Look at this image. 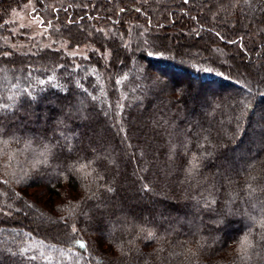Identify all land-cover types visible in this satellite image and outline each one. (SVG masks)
I'll return each instance as SVG.
<instances>
[{"label": "trees", "instance_id": "1", "mask_svg": "<svg viewBox=\"0 0 264 264\" xmlns=\"http://www.w3.org/2000/svg\"><path fill=\"white\" fill-rule=\"evenodd\" d=\"M30 2L85 55L12 49ZM262 21L264 0H0V264H264Z\"/></svg>", "mask_w": 264, "mask_h": 264}, {"label": "rangeland", "instance_id": "2", "mask_svg": "<svg viewBox=\"0 0 264 264\" xmlns=\"http://www.w3.org/2000/svg\"><path fill=\"white\" fill-rule=\"evenodd\" d=\"M34 8L33 2L27 3L20 8H15L11 11L9 18L7 20V23L9 25V29L11 34L7 36L4 40L9 44V46L14 50H35L34 48H58L59 46L66 50L68 53H70L72 56H84L86 53V48L81 47L77 49H69L67 47V44H60L54 46L51 40L48 39L46 32L40 28L39 21L31 15ZM262 26H264V21H262L261 24H259V27H257V30L261 31ZM170 31H167L169 33ZM176 32V28L171 30V33ZM182 41H185V44H188V40L180 38V37H174L173 43H179L181 44ZM188 47V46H186ZM185 47V48H186ZM181 49L184 52V49ZM223 46L221 45H214L213 46V53L215 56H217L218 60L223 62L225 64L224 66L230 70L232 73L234 71L231 62L228 61V53L224 50ZM19 50V51H20ZM249 68V66H248ZM264 69V67H263ZM163 78L165 76L161 75ZM261 116H264V114H261ZM256 139L255 136L252 135L251 138H249V141L254 142ZM31 193L34 192V190H30ZM4 194V193H3ZM2 199V198H1ZM9 199H2L0 200V210L3 212L6 209L2 210V206H8L9 205ZM14 208V206H12ZM17 208V207H16ZM15 209V208H14ZM36 213L31 212L29 215L34 216ZM38 215V214H37ZM39 216V215H38ZM46 222V221H45Z\"/></svg>", "mask_w": 264, "mask_h": 264}, {"label": "snow or ice", "instance_id": "3", "mask_svg": "<svg viewBox=\"0 0 264 264\" xmlns=\"http://www.w3.org/2000/svg\"><path fill=\"white\" fill-rule=\"evenodd\" d=\"M188 0H185V3H187ZM4 106L3 105H0V108H3ZM0 143H3V141H0ZM196 160L197 158L195 156H193L192 160L189 161L190 165H191V168L194 169V168H197L198 167V164L196 163ZM83 167V166H82ZM77 171H80L81 169H76ZM191 170V169H190ZM109 191H111V189L109 188L108 189ZM145 190H148L147 189V186L145 187ZM76 229L75 227H73V232H75ZM148 235L151 237L153 234L151 232L148 233ZM252 245H251V242L248 240V237L245 236L242 241H241V251L243 253L246 254L247 252V249L250 248ZM79 247L80 248H85L86 245L83 243V242H80L79 243ZM33 259H35V257H33Z\"/></svg>", "mask_w": 264, "mask_h": 264}]
</instances>
